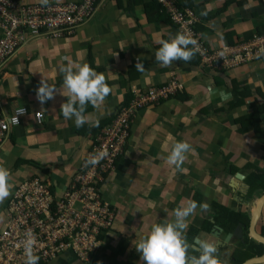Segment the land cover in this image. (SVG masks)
Listing matches in <instances>:
<instances>
[{"label":"crops","instance_id":"0c3cea01","mask_svg":"<svg viewBox=\"0 0 264 264\" xmlns=\"http://www.w3.org/2000/svg\"><path fill=\"white\" fill-rule=\"evenodd\" d=\"M69 1L76 0H49ZM180 1H191L201 19L197 29L211 47L264 33V0ZM167 16L156 0H98L93 16L73 33L34 36L0 69V110L25 106L30 111L0 148V166L9 169L12 184L9 196L0 201V228L6 204L23 180L42 177L58 193L69 188L91 148L92 129L112 120L133 91L174 77L182 81V97L174 95L136 114L125 153L99 186L114 220L103 232L98 251L85 262L66 254L43 264H143L135 242L147 234L148 222H164L173 209L201 196L207 207L201 209L197 202L187 218L185 238L192 245L197 237L215 242L219 258L226 262L241 241L214 222V202L243 212L250 221L257 199L264 195L262 183L250 191L247 180L252 172L264 175V56L226 72L202 65L196 54L187 62L163 66L155 60L159 41L179 32ZM69 61L88 63L111 86L98 107L86 106L89 123L81 127L60 113L67 99L60 94H66L60 68ZM137 62L143 64L142 71L135 68ZM41 79L60 90L44 104L35 96ZM236 86L241 91L239 104H234ZM36 111L45 114L40 123ZM178 140L192 147L180 169L165 162ZM256 230L264 235V205ZM242 232L244 238L243 226Z\"/></svg>","mask_w":264,"mask_h":264},{"label":"built area","instance_id":"2783aa9c","mask_svg":"<svg viewBox=\"0 0 264 264\" xmlns=\"http://www.w3.org/2000/svg\"><path fill=\"white\" fill-rule=\"evenodd\" d=\"M97 1L41 5L22 0H0V69L34 36L63 37L73 33L93 16ZM156 1L179 32L196 39L199 49L196 54L202 65L222 70V65L237 66L261 57L258 51L264 48V33L233 45L211 47L197 29L201 19L191 1ZM177 83L174 77L161 85L136 89L129 104L121 108L113 121L94 138L65 192L53 191L50 183L38 176L29 177L17 186L6 204L5 221L0 228V264H24V233L29 229L36 237L33 254L39 257L37 264L66 254L84 262L92 258L101 246L102 233L112 227L114 220V210L102 197L100 183L116 170L125 153L136 114L150 104L172 97L182 89V84ZM21 108L24 111L18 113ZM29 113L25 106H15L11 112L0 110V148L11 130ZM44 115L43 111L35 112L39 123ZM91 156H97L98 162L85 166L84 161Z\"/></svg>","mask_w":264,"mask_h":264},{"label":"clouds","instance_id":"9594fccd","mask_svg":"<svg viewBox=\"0 0 264 264\" xmlns=\"http://www.w3.org/2000/svg\"><path fill=\"white\" fill-rule=\"evenodd\" d=\"M48 2L49 0H40L41 5H47ZM159 45L155 51V60L163 66L171 65L176 60L187 62L199 50L196 39L182 32H177L167 40L161 39ZM258 56H264V48L259 49ZM135 68L142 71L143 64L137 62ZM60 72L63 74L62 86L66 94H62L54 85L41 79L35 89L36 99L40 104H44L59 91L61 95L67 97L60 105L61 115L65 119H71L76 127H81L89 123V115L85 112L86 106L98 107L111 92V86L102 73L95 71L86 62L73 65L69 61L60 68ZM23 111L24 108H21L18 113ZM190 151L192 147L188 142L175 141L165 157V162L180 169L186 153ZM97 162L98 157L91 156L84 161V165H95ZM11 187L9 169L0 166V201L9 196ZM197 207L196 201L189 200L185 205L173 209L170 219L161 223L148 222L147 234L141 235L135 242V249L140 254L143 264H225L218 256L215 242L200 239L193 247L185 238L187 218ZM199 207L204 209L207 205L201 202ZM24 237V264H37L39 257L33 254L35 234L29 229L25 231ZM191 251L198 252L199 255H192Z\"/></svg>","mask_w":264,"mask_h":264},{"label":"trees","instance_id":"16d2710c","mask_svg":"<svg viewBox=\"0 0 264 264\" xmlns=\"http://www.w3.org/2000/svg\"><path fill=\"white\" fill-rule=\"evenodd\" d=\"M169 20L171 21L170 18H169ZM169 20H168V22H169ZM230 44L233 45L235 43H231L230 42ZM195 54H196V52H195ZM198 60L201 62V58L199 56H198ZM236 87L238 89H234V95H235V97H236V99L238 101L237 102H234V104H239V103L242 102L239 99L241 97L240 96L241 95V91L239 89L240 87H238V86H236ZM133 95L131 97H128L126 99V101L123 102L122 105H120L118 107V110L116 111V113H114L113 119L115 118V116L117 115V113L120 111L121 108H123L124 106H127L129 104V102L133 98ZM174 95H176L178 97L179 96L182 97V94L180 93V90H178ZM260 110H262V106H261V109ZM113 119L112 120L110 119V121L107 122V123L108 124L111 123L113 121ZM107 123L103 122V123L97 125L96 128H93L92 129V131L94 132L93 133L94 134L93 135L94 138L98 135V133L101 131V129L104 126H106ZM247 180L250 183V187H251L250 191H253L260 183H262L261 186L264 187V175L263 174H258L256 172H252V174L248 176ZM259 180H261V182ZM100 184H102V183H100ZM54 190L55 189H53V191ZM197 202H199V203H201V202L205 203V201L203 200L202 196H201L200 199L198 197ZM214 206H215L216 212H217V220L214 221L215 223L217 222L220 225L226 227L227 229L233 231L234 228L238 225V223L239 222H242V225L245 228L244 238L246 239V244H248V247H247V250L246 251H241L240 252V258L237 260V264L239 262H242L243 260H245L248 257H252L254 255H260V254H263L264 253V244L263 243L258 242V241L249 240V228H248L249 227V218L243 212L231 210L228 207H225V206H223V205H221V204H219L217 202H214ZM195 231H196V233L193 235V237H195L196 234H197V232L199 231L198 228H196Z\"/></svg>","mask_w":264,"mask_h":264},{"label":"water","instance_id":"95a60500","mask_svg":"<svg viewBox=\"0 0 264 264\" xmlns=\"http://www.w3.org/2000/svg\"><path fill=\"white\" fill-rule=\"evenodd\" d=\"M238 176L244 177V175L241 173H239ZM263 205H264V195L260 196L257 199L255 206L253 208V212H252V215H251L250 221H249V235L253 241L255 240V241H258V242H261L264 244V235L256 230V224H257L259 217L261 215V210H262ZM215 226L217 227L218 231H220V230L224 231L225 230L221 226H218V225H215ZM242 226L243 225L240 222V223H238V225L235 227V229L232 232H227V233L234 235V236H239L240 238H242V235H243ZM198 240H199V238L197 237L195 239V243H197ZM263 262H264V254L251 257V258L245 260L244 262H242L240 264H259V263H263Z\"/></svg>","mask_w":264,"mask_h":264},{"label":"flooded vegetation","instance_id":"af4514ba","mask_svg":"<svg viewBox=\"0 0 264 264\" xmlns=\"http://www.w3.org/2000/svg\"><path fill=\"white\" fill-rule=\"evenodd\" d=\"M199 228H202V227H199ZM205 228V227H204ZM241 239V241L238 243V245L236 244V246H234L235 248H233V252H232V254L230 255V257H231V259L228 261V262H226V261H224L225 262V264H237V260L240 258V252L241 251H246L247 250V247H248V244H246V239L245 238H240ZM239 239V240H240ZM194 241H195V239H194ZM238 241V240H237ZM223 242V241H222ZM198 243V242H197ZM197 243H195L194 242V244H193V247H195L196 246V244ZM224 243V245L223 246H225L226 244H225V242H223ZM191 254L192 255H199V253L198 252H195V251H191ZM264 254V253H263ZM260 255H262V254H260ZM257 256V255H256ZM252 257H254V256H252ZM249 258H251V257H248V258H246L245 260H247V259H249ZM245 260H243L242 262H244ZM242 262H239L238 264H240V263H242Z\"/></svg>","mask_w":264,"mask_h":264},{"label":"rangeland","instance_id":"374dc122","mask_svg":"<svg viewBox=\"0 0 264 264\" xmlns=\"http://www.w3.org/2000/svg\"><path fill=\"white\" fill-rule=\"evenodd\" d=\"M222 46H224V45H222ZM258 60V59H257ZM253 61H255V60H253ZM249 62H251V61H249ZM247 63V62H246ZM241 64H243V63H241ZM241 64H239V65H241ZM239 65H237V66H239ZM237 66H225V65H222V70H223V72H226V71H229V70H232V69H234V68H236ZM218 71H221V70H218ZM176 80H177V85H181L182 84V81L179 79V78H176ZM174 85V84H173ZM183 87V86H182ZM134 92V91H133ZM167 100V99H166Z\"/></svg>","mask_w":264,"mask_h":264}]
</instances>
